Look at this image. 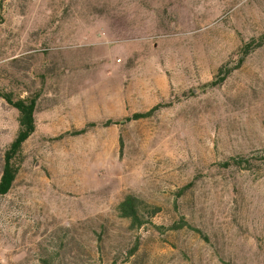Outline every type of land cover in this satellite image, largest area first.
I'll return each mask as SVG.
<instances>
[{"label": "rangeland", "instance_id": "obj_1", "mask_svg": "<svg viewBox=\"0 0 264 264\" xmlns=\"http://www.w3.org/2000/svg\"><path fill=\"white\" fill-rule=\"evenodd\" d=\"M0 89V264H264V0H0Z\"/></svg>", "mask_w": 264, "mask_h": 264}, {"label": "trees", "instance_id": "obj_2", "mask_svg": "<svg viewBox=\"0 0 264 264\" xmlns=\"http://www.w3.org/2000/svg\"><path fill=\"white\" fill-rule=\"evenodd\" d=\"M0 98L18 112V130L15 138L9 144L3 155V165L0 175V196L8 194L12 188L18 171L22 163V147L24 143L35 132V99L16 100L10 93L0 89ZM153 110L146 113L136 114L134 119L147 118ZM83 132V131H82ZM236 165L241 164V160H232ZM226 163L225 165H228ZM117 214L130 223L134 229L141 228L144 224L149 223L150 219L159 213L160 208L151 206L140 200L134 195L128 194L116 206Z\"/></svg>", "mask_w": 264, "mask_h": 264}]
</instances>
